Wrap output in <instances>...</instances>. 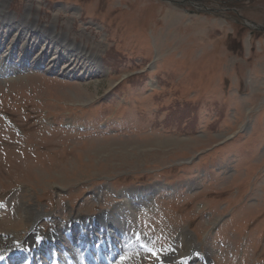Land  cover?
I'll use <instances>...</instances> for the list:
<instances>
[{
	"label": "rangeland",
	"instance_id": "1",
	"mask_svg": "<svg viewBox=\"0 0 264 264\" xmlns=\"http://www.w3.org/2000/svg\"><path fill=\"white\" fill-rule=\"evenodd\" d=\"M193 2L7 0L32 38L54 22L94 48L97 67L84 78L43 66L1 74L0 235H27V206L50 214L37 223L46 231L72 215L98 222L122 191L153 187L136 218L143 239L168 242L164 255L177 251L176 225L211 264H264V0ZM52 250L67 261L50 242L40 262Z\"/></svg>",
	"mask_w": 264,
	"mask_h": 264
},
{
	"label": "bare ground",
	"instance_id": "2",
	"mask_svg": "<svg viewBox=\"0 0 264 264\" xmlns=\"http://www.w3.org/2000/svg\"><path fill=\"white\" fill-rule=\"evenodd\" d=\"M6 2L7 0H0V76L1 74H15L16 71L34 66H43L49 71L59 72L67 77L84 78L94 74L97 67L94 48L86 49L83 43L76 44L73 39L68 41V29H61L58 32L54 22L48 29L45 26L37 27L38 25L32 28L39 29L49 36L39 43L40 41L32 38L31 30L17 26L16 15L9 14L5 10ZM32 15L30 10L27 11L23 26L30 21ZM36 18L37 15L34 16V23H36ZM59 36L63 39L62 41H68L65 48L55 44ZM8 37L10 40L7 39ZM38 44L42 46L35 52ZM70 45L76 46L79 53H72ZM44 57L48 58L47 62ZM11 76L15 75L9 77ZM171 141L175 143L177 140ZM152 189L153 187H143V189H138L139 191L135 188L122 191L120 193L122 199L116 202L111 209L102 211L98 222L95 216L94 218L84 215L70 216L71 228L66 231L67 236L60 233L69 222L62 224L52 219L49 221V229L42 231L37 223L42 217L47 220L49 213L43 214L33 206L24 207V223L29 228L28 233L23 237L18 233L19 231L11 230L0 235V257L4 258L0 264H13L12 261L15 260H18L19 264H44L40 262L38 256L50 242L63 246L67 257V261H61L60 256L55 255L56 250H52L50 264H142L145 257L151 253L155 256L154 264H211L213 258L210 259L207 253L201 251L200 245L194 242L192 233L183 226L178 228L174 225V229L179 230L178 247L176 244L177 249L171 247L169 250H177L174 254L175 258H169L170 256L163 253L168 242L162 245L142 238L144 231L139 228L140 223L136 217L139 213H146L150 209ZM73 232H77L79 236H73ZM40 238L41 241H39ZM64 241H67L70 246H66ZM129 241L134 242L135 247L131 254L122 251V248H125L124 244Z\"/></svg>",
	"mask_w": 264,
	"mask_h": 264
},
{
	"label": "water",
	"instance_id": "3",
	"mask_svg": "<svg viewBox=\"0 0 264 264\" xmlns=\"http://www.w3.org/2000/svg\"><path fill=\"white\" fill-rule=\"evenodd\" d=\"M185 1H191V0H185ZM192 1H195V2H196V1H198V0H192Z\"/></svg>",
	"mask_w": 264,
	"mask_h": 264
}]
</instances>
